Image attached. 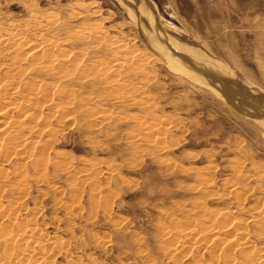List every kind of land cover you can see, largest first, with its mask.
Returning a JSON list of instances; mask_svg holds the SVG:
<instances>
[{
	"label": "rangeland",
	"instance_id": "obj_1",
	"mask_svg": "<svg viewBox=\"0 0 264 264\" xmlns=\"http://www.w3.org/2000/svg\"><path fill=\"white\" fill-rule=\"evenodd\" d=\"M145 2L150 26L182 59L210 65L215 86L194 67L198 79L160 59L122 0H0V36L44 41L68 65L14 76L20 92L0 96V129L33 141L19 159L0 158V264H252L238 248L264 252V110L219 78L264 95V0ZM0 46L8 64L15 49ZM39 80L51 92L35 124L20 118L34 109L21 81ZM39 147L37 171L28 156ZM213 227L226 231L215 256L200 236ZM192 231L200 246L172 250Z\"/></svg>",
	"mask_w": 264,
	"mask_h": 264
},
{
	"label": "bare ground",
	"instance_id": "obj_2",
	"mask_svg": "<svg viewBox=\"0 0 264 264\" xmlns=\"http://www.w3.org/2000/svg\"><path fill=\"white\" fill-rule=\"evenodd\" d=\"M124 3H125V5L127 6V7H129L130 8V10L135 14V16L137 17V18H139V19H141V22L143 23V25H144V27H145V32L146 33H148V35H149V38L151 39V41H153L154 43V46H156V45H158L159 46V48H158V46L156 47L157 48V50L158 49H160V53H157V55L158 54H160V56H159V58L160 59H162V60H164V62H166L168 65H170L172 68H174V69H177V70H179V71H181V72H183L184 74L185 73H187L188 75H190V77H192V78H195V79H198L196 76H195V74H194V72L191 70V68H195V69H197L198 71H200L201 72V74H203L204 76L206 75V80H207V82L208 81H211L210 79L211 78H213V79H215L216 78V74H212L211 72H214V71H211L213 68L210 66V65H208V64H205V63H203V62H201V61H198V60H193V59H187V58H184V59H182L181 58V56L180 55H177L169 46H168V44L170 43H168V44H165V43H167V42H165L164 41V38H163V36L161 35V33H160V30L157 28V27H153V26H150V24H149V22H151V16H150V14H149V5L145 2V0H122ZM70 35V34H69ZM83 37V36H82ZM20 38V37H19ZM23 39V38H22ZM147 41V40H146ZM150 41V40H149ZM40 41H38V43H34V44H28V40L27 41H25V42H23V40H20V39H16V35H14L13 33H11V34H8V35H5V36H0V45H2V46H4V48L5 49H7V50H10V49H15V51H14V55L13 56H11V57H9V63L7 64V63H5V62H3V61H1V63H0V66H3L4 67V72H3V75H2V77L0 78V96H4V94H6L7 93V91L9 90V87H11V88H13L14 90L11 92V95H14V96H16V93L18 94V91L20 92V90L22 89H20L19 90V84H20V81L19 80H17V82H16V79L14 78V76L15 77H17V79H21V78H26V76L28 77V79H31V78H29V76H34L35 74H50V72L52 73V70H54V69H61V68H64V69H66V67L68 66H64L65 64H64V62L61 60L60 61V57H59V60L57 59L56 60V57H54L53 56V53H52V55H50V53H46L47 51H46V49L47 48H45L44 50H43V46H42V44H43V42L44 41H41L40 43H39ZM151 43V42H150ZM172 44V43H171ZM30 45V46H29ZM1 47V46H0ZM117 49V48H116ZM121 50V49H120ZM156 50V52H158ZM1 51H2V49L0 50V54H1ZM6 51V50H5ZM116 51V50H115ZM43 52L45 53V54H43ZM49 52V51H48ZM8 53V52H7ZM62 52H60L58 55H62L61 54ZM67 54V53H66ZM65 54V55H66ZM122 54V53H121ZM9 55V54H8ZM12 55V54H11ZM53 56V57H52ZM64 56V55H63ZM121 56V55H120ZM113 57H116L115 55L113 56ZM44 58L46 59L45 61L47 62V63H50V64H47V65H45L44 63H43V60H44ZM64 58V57H63ZM66 58V57H65ZM65 58L63 59V60H65ZM118 58V57H117ZM113 59V58H112ZM135 59V58H134ZM73 60V59H72ZM67 61V60H66ZM26 62H28V63H26ZM68 62H69V60H68ZM163 62V61H162ZM185 62H186V64H185ZM117 63V62H116ZM67 64H69V63H67ZM116 65V64H115ZM111 66V65H110ZM189 66H191V68L189 67ZM2 67V68H3ZM115 67V66H114ZM72 68V67H71ZM63 69V70H64ZM3 70V69H2ZM111 70L112 69H110V71L109 72H111ZM115 70V69H114ZM113 71V70H112ZM174 71V70H173ZM216 71V70H215ZM14 72H16V73H14ZM73 72V71H72ZM108 72V73H109ZM14 73V74H13ZM114 73V72H113ZM16 74V75H15ZM58 74V73H57ZM112 74V73H111ZM199 74V73H198ZM26 75V76H25ZM113 75V74H112ZM24 76V77H23ZM211 77V78H209V77ZM218 77V76H217ZM24 78V79H25ZM33 78H36V77H33ZM203 78V77H202ZM219 78H221L223 81H224V83H226L227 84V86H235V87H239L242 91H243V89H242V87H240L238 84H235L231 79H229L228 77H226V76H221V77H219ZM27 79V80H28ZM15 80V81H14ZM27 80H26V82H27ZM204 80H205V78H204ZM203 79H202V81H204ZM216 80H217V78H216ZM24 81V80H23ZM23 81H21V83H22V86L21 87H23V93L24 94H22V96H20V97H22V100H24V103L26 102V103H29V105L30 104H32L33 105V110H31V111H29V112H22L23 114H22V116H20V118H22V119H24V118H29L30 119V117H31V119L32 118H34L36 121H34L35 122V124H36V122L38 121V120H44L43 119V116H41V114H40V110L44 107L43 105L45 104V103H43V95H45L44 97H46V95L47 94H49V92H51V91H48V90H46V91H44L43 92V84L41 83V80H39L38 82L39 83H36L35 82V85H33V82H32V84H26V82H24L23 83ZM29 81H31V80H29ZM215 81V80H214ZM217 81H219V80H217ZM207 82H206V84H207ZM212 82V81H211ZM216 82V81H215ZM204 83H205V81H204ZM237 83V82H236ZM209 84H213V86H215V83L214 82H212V83H208V85ZM207 85V86H208ZM210 86V85H209ZM210 87H212V86H210ZM222 90V89H221ZM216 92V91H215ZM219 92H220V90H219ZM241 92V91H240ZM244 92V91H243ZM4 93V94H3ZM22 93V92H21ZM245 93V92H244ZM63 94V93H62ZM249 94H252L250 91H249ZM20 95V94H19ZM18 95V96H19ZM50 95V94H49ZM48 95V96H49ZM253 95V94H252ZM52 96H54L53 95V93H51V97ZM232 96V95H231ZM254 96V100H251V99H248V97L246 96V94H245V98L247 99V101H249L250 103H253L254 105H256V106H258V107H262L263 108V110H264V107L262 106V100H263V98L264 97H260V96H256V95H253ZM5 97V96H4ZM3 97V98H4ZM228 97V96H227ZM235 98V97H234ZM231 99V98H230ZM1 100V99H0ZM234 100V99H233ZM49 101V100H48ZM3 102H4V100H3ZM231 102H232V99H231ZM236 103H237V101H235ZM235 102H232V103H234L235 104ZM50 104H51V100H50V102H49ZM32 105H31V107H32ZM58 105V104H57ZM6 106V105H5ZM10 105H8V106H6V107H9ZM18 106H19V103H18ZM237 106H238V104H237ZM11 107V106H10ZM15 107V106H14ZM3 108V107H2ZM56 108V105H55V107L53 108V109H55ZM65 108V107H64ZM242 108V107H241ZM4 109V108H3ZM7 109V108H6ZM6 109H4V110H6ZM12 109H13V107H12ZM16 109V108H15ZM249 109H252V108H249ZM2 110V109H1ZM35 110H38V114L37 115H33V112H35ZM250 111V110H249ZM252 111H253V109H252ZM254 111H255V109H254ZM257 111V110H256ZM1 112V111H0ZM4 112V111H3ZM2 112V113H3ZM32 112V113H31ZM1 113V114H2ZM4 114H6V112H4ZM54 114V113H53ZM68 114V113H67ZM259 114V113H258ZM257 114V115H258ZM21 115V114H20ZM59 115V114H58ZM255 115V114H254ZM47 116V115H46ZM50 116H52V115H50ZM2 117V116H1ZM15 119H17V118H15ZM45 119H47L48 120V117H45ZM51 119V118H50ZM50 119L48 120V121H50ZM69 119V118H68ZM4 120V119H3ZM10 120V119H9ZM14 120V119H13ZM18 120H19V118H18ZM21 120V119H20ZM25 120V119H24ZM23 120V121H24ZM56 120H57V118H56ZM5 121V120H4ZM12 121V120H11ZM11 121L10 122H7L8 124L6 125L7 127L10 125L9 123H11ZM39 121V122H40ZM47 121V122H48ZM64 121V120H63ZM66 121V120H65ZM13 122V121H12ZM46 122V123H47ZM16 123V122H15ZM19 123H20V121H19ZM2 124L4 125V123L2 122ZM13 124H14V122H13ZM32 124V123H31ZM30 124V125H31ZM45 124V123H44ZM55 124V123H54ZM12 125V124H11ZM15 125V124H14ZM29 125V126H30ZM33 125V124H32ZM30 126L29 128L30 129H36V128H38V125L36 126V125H33V126ZM60 125V124H59ZM17 126H19V125H17ZM21 126V125H20ZM26 126V125H25ZM24 125H23V128L25 127ZM17 128V127H16ZM20 129L22 128V127H19ZM22 128V129H23ZM45 128H46V126H45ZM19 129V130H20ZM29 129V130H30ZM6 129L4 128V131H5ZM7 130H8V128H7ZM18 130V129H17ZM39 130V129H38ZM42 130V129H41ZM25 131V130H24ZM43 131V130H42ZM48 131H49V129H48ZM56 132V131H55ZM29 133V132H28ZM32 134V133H31ZM53 134H54V132H53ZM34 136V135H33ZM48 136V135H47ZM54 136H56V135H54ZM22 137V135H20V133H18V132H16V131H11V132H3V128L2 129H0V158H3V160H4V156L6 155L7 157L8 156H10L11 154H14V153H16L17 154V157H18V155H20V156H22V154L24 155V153L22 152H16V151H18V150H20L21 149V147H23V145H27L28 143H33V141H32V139L29 137V139H27V138H25L26 140H23V142L21 143V144H19L18 143V140H20V138ZM37 137V136H36ZM22 140V139H21ZM54 141V140H53ZM52 141V142H53ZM35 142V141H34ZM54 144V143H53ZM43 145V144H42ZM32 146H33V144H32ZM40 146V145H39ZM37 147H38V145H37ZM16 148H18L17 150H16ZM29 148V147H28ZM30 149V148H29ZM43 149V147H39V148H34L32 151H31V153L29 154V156L28 157H30V159H31V162L32 163H34L33 165L35 166V168L37 169V171H38V169H39V167H42V163L41 162H43V161H41V159H43V154H42V152H44L45 150H42ZM21 151V150H20ZM26 151V150H25ZM47 151H48V149H47ZM29 152V151H28ZM10 153V154H9ZM9 154V155H8ZM25 154H26V152H25ZM5 156V157H6ZM14 156V155H13ZM15 157V156H14ZM44 157L46 158V156H45V154H44ZM16 158V157H15ZM20 157H18L17 159H19ZM27 158V157H26ZM6 159H8V158H6ZM23 159H24V157H23ZM27 160V159H26ZM3 162V161H2ZM32 163H31V165H32ZM33 165L31 166V167H33ZM41 165V166H40ZM36 169H35V171H36ZM42 169V168H41ZM19 170V169H18ZM17 170V171H18ZM2 172V171H1ZM21 174V173H20ZM18 176V175H17ZM16 176V177H17ZM38 182V181H37ZM8 212V211H7ZM222 213V212H221ZM220 213V214H221ZM3 214V213H2ZM215 215V214H214ZM226 215H228L227 214V212H223L222 213V216H221V218L223 219V220H225L224 218H225V216ZM212 216V215H211ZM216 217V216H215ZM214 217V218H215ZM227 217V216H226ZM253 218V217H252ZM223 220H221V221H223ZM216 222V221H215ZM224 222V221H223ZM211 223H213V222H211ZM229 223V222H228ZM237 223H238V225H240V223L241 222H232L231 224L229 223V225L230 226H233V225H237ZM233 224V225H232ZM242 224V223H241ZM201 225V224H200ZM223 225V224H222ZM224 225H225V222H224ZM214 226V225H213ZM225 226H227V225H225ZM24 227V226H23ZM200 227V226H199ZM208 227V226H207ZM218 227V226H217ZM222 227V226H221ZM27 228V227H26ZM26 228H24V230L26 229ZM29 228V227H28ZM27 228V230H21L22 228H20V230L21 231H24L25 233H27L28 235L29 234H31L33 231L35 232V230L34 229H32V228H30V229H32V230H30V229H28ZM173 228V227H172ZM192 228V227H191ZM201 228V227H200ZM19 229V228H18ZM190 229V228H189ZM188 229V230H189ZM197 229V228H196ZM195 229V230H196ZM203 229V228H202ZM201 229V230H202ZM216 229H218V230H216ZM216 229H214V227L213 228H210L206 233H203V234H200V236H201V238H203V240H201L200 238H199V240H201V241H204V242H207V241H210V242H212L213 243V248H212V250H211V253L212 254H214V252H217L216 250H219L218 249V246H220V244L222 243V242H224V236L225 235H222V234H224V232H226V231H224V232H221V231H219V229H220V227L219 228H216ZM224 229V228H223ZM191 230H194V228H192ZM191 230H189V231H191ZM240 233V236L242 235V236H244V234H245V230H244V227H243V225L242 226H238V229H237ZM235 231V230H234ZM38 231L36 230V233H37ZM177 232V231H176ZM178 232H179V230H178ZM178 232H177V234H178ZM181 232V231H180ZM179 232V233H180ZM198 232V231H197ZM203 232V230L200 232V233H202ZM182 233V232H181ZM187 233V232H186ZM185 233V234H186ZM236 233V232H235ZM247 233V232H246ZM181 234V236L182 235H184V236H182V237H184V238H180L181 240H183V244H184V242H185V244L184 245H175V248H173L172 250H176V251H182L183 249L185 250V249H191L192 247L191 246H193L194 244L196 245H198L200 242L199 241H193L192 239V237L194 236L195 237V235L197 236L199 233H195L194 231H192L191 233H188V234ZM193 234H195V235H193ZM25 235V234H24ZM32 235H35V233L34 234H32ZM25 236H27V235H25ZM186 236V237H185ZM233 237H231L230 238V236H229V238H227V241H226V243L228 244V245H230L231 244V246H232V243H234V241L235 240H233L232 239ZM247 238V237H246ZM25 239H27V238H25ZM31 239H34V241H36L37 240V238H34V237H32ZM30 239V240H31ZM179 241V242H181L182 243V241ZM226 240V239H225ZM241 240V239H240ZM39 241V240H38ZM236 241H237V239H236ZM235 241V242H236ZM239 241V240H238ZM27 242V245H28V240L26 241ZM29 242H32V240L31 241H29ZM178 242V241H177ZM197 242H199V243H197ZM240 242V241H239ZM169 243V242H168ZM209 243V242H208ZM248 243V242H247ZM35 245H36V242L34 243ZM38 244H40L39 242H38ZM171 244V243H170ZM200 244H202V243H200ZM200 244H199V246H200ZM174 245V244H173ZM247 245V244H246ZM245 244H243V246H240L238 249L240 250V252H241V255H243V257H244V259L242 260V261H250V263L251 262H253L254 263V261H256V262H258L260 259H262V260H260V261H263L264 259V252L262 251V250H260V249H256V250H251V248L250 247H248V245L246 246ZM39 245H37V247H38ZM226 246V245H225ZM20 247V246H19ZM24 247H26V246H24ZM189 247V248H188ZM191 247V248H190ZM224 247V246H223ZM222 247V248H223ZM236 247V246H235ZM27 248V247H26ZM229 248V247H228ZM19 249V248H18ZM227 249V248H226ZM253 249H255V248H253ZM9 250V249H8ZM23 250V249H22ZM234 250V249H233ZM7 251V250H6ZM18 250H15V253L17 252ZM21 251V250H20ZM25 251V250H24ZM36 251V250H35ZM37 251H39V250H37ZM19 252V251H18ZM31 252V251H30ZM263 252V253H262ZM21 253V252H20ZM25 253V252H24ZM38 253V252H37ZM173 253V252H172ZM211 253H210V256H211ZM23 254V253H22ZM21 254V255H22ZM216 254V253H215ZM215 254H214V256H215ZM6 255H9V254H6ZM5 255V256H6ZM11 255V254H10ZM38 255V254H37ZM16 257H18L19 256V253H18V256L17 255H15ZM24 256V255H23ZM23 256H21L22 258H23ZM31 256H33V255H31ZM30 256V257H31ZM228 256V255H227ZM227 256H226V258H227ZM7 257V256H6ZM36 257V256H35ZM34 257V258H35ZM213 257V256H212ZM229 257H230V255H229ZM228 257V258H229ZM241 257V256H240ZM31 258H33V257H31ZM30 258V259H31ZM39 258V257H38ZM213 258H215V257H213ZM224 259V262H225V257H223ZM231 258V257H230ZM3 259V258H2ZM5 259H9V258H5ZM10 259H13V258H10ZM9 259V260H10ZM242 259V258H241ZM177 260V259H176ZM210 260V259H209ZM35 261V260H34ZM39 261V260H38ZM213 261H215V260H211L210 262H213ZM226 262H228V261H226ZM225 262V263H226ZM255 262V263H256ZM9 263V262H8ZM216 263V262H215ZM252 263V264H253ZM254 263V264H255ZM33 264V263H32ZM226 264H228V263H226Z\"/></svg>",
	"mask_w": 264,
	"mask_h": 264
},
{
	"label": "water",
	"instance_id": "obj_3",
	"mask_svg": "<svg viewBox=\"0 0 264 264\" xmlns=\"http://www.w3.org/2000/svg\"><path fill=\"white\" fill-rule=\"evenodd\" d=\"M242 89H243V91L245 92V94H246V96L248 97V99H251V100H254L255 98H254V96L252 95V94H249V91L246 89V88H244V87H242ZM263 97H264V95H262ZM255 107H258V106H256V105H254ZM261 110V109H260ZM259 110V111H260Z\"/></svg>",
	"mask_w": 264,
	"mask_h": 264
}]
</instances>
